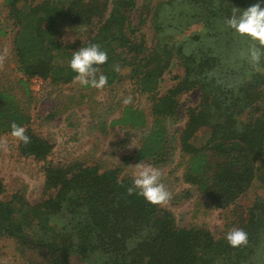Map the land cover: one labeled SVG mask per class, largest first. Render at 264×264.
<instances>
[{"label": "trees", "instance_id": "16d2710c", "mask_svg": "<svg viewBox=\"0 0 264 264\" xmlns=\"http://www.w3.org/2000/svg\"><path fill=\"white\" fill-rule=\"evenodd\" d=\"M144 1L146 10L138 14L137 0H4L0 36L9 29L13 34L28 101L33 78L60 87L74 82L67 67L71 51L83 42L100 43L109 55L102 67L109 77L105 88L128 80L150 103L149 112L124 105L111 122L137 129L153 119L123 164L161 167L180 150L181 177L189 185L182 194L195 189L216 209L247 201L248 242L234 248L206 226L177 225L161 204L128 194L131 175L120 165L102 170L80 160H49L55 145L36 132L25 100L10 88H0V135L10 134L11 121L26 128L30 142L17 139L19 154L43 162L45 183L44 197L32 204L21 191L7 198L0 175V238L14 240L30 264H264V50L254 67L242 54L253 41L223 24L233 7L256 0ZM149 21L151 44L144 30ZM83 27L86 33L68 43L66 34ZM174 64L181 73L164 90ZM191 92L199 101L184 106ZM183 115L177 146L168 125Z\"/></svg>", "mask_w": 264, "mask_h": 264}, {"label": "rangeland", "instance_id": "374dc122", "mask_svg": "<svg viewBox=\"0 0 264 264\" xmlns=\"http://www.w3.org/2000/svg\"><path fill=\"white\" fill-rule=\"evenodd\" d=\"M144 4V0H137L138 14L145 12ZM6 13L4 0H0V21L4 20ZM151 27L149 21L148 26L144 28L149 44L153 38ZM87 28L66 34L68 43L76 42L78 35H84ZM8 31L7 36H0V88H10L25 100V105L33 115L32 123L36 132L55 145L49 160L62 164L80 160L97 164L102 170L120 165L124 174L131 175L135 162L124 165L122 157L133 152L142 143L153 119L150 117L147 127L137 129L112 126L111 122L121 115L123 106L128 105L122 102L128 96L132 97L129 105L149 112L150 103L147 96L140 94L128 80L97 90L82 87L76 82L60 87L42 78H33L29 87L34 99L28 101L19 83L22 74L14 61L13 34L10 29ZM174 73H181L177 64H174L172 72L166 75L164 90L176 82L171 78ZM182 101L184 106H195L199 101L198 93L186 94ZM52 111L54 116L48 117ZM185 121L186 116L183 115L168 125L170 136L175 138L174 145L178 146V137ZM103 122L106 123L104 128ZM208 130L209 128L202 129L201 134ZM176 152L173 161L158 168L162 170L163 181L172 194L170 200L161 205L173 213L177 225H203L216 237L225 236V233L234 227L244 228L248 215L247 201L240 200L227 209H216L201 199L195 189H191L189 197L182 194L189 185L181 177L185 168L181 162L185 158L180 150ZM0 175L7 186V198L21 191L35 204L44 197L43 162L22 157L18 150V140L10 134L0 135ZM0 248V264H30L27 257L19 255L14 240L0 238Z\"/></svg>", "mask_w": 264, "mask_h": 264}, {"label": "clouds", "instance_id": "9594fccd", "mask_svg": "<svg viewBox=\"0 0 264 264\" xmlns=\"http://www.w3.org/2000/svg\"><path fill=\"white\" fill-rule=\"evenodd\" d=\"M223 24L234 36L247 37L253 41L242 54L250 64L258 67L264 50V0H256L247 7H233L224 17ZM108 60V51L100 43L83 42L81 47L71 51L67 67L74 73V82L82 87L101 90L108 84L109 77L102 71ZM114 67L115 71H120L118 65ZM122 102L130 104L132 97H126ZM9 127L12 137L24 144L30 142L24 126L11 121ZM163 175L162 170L152 164L143 161L135 163L131 172V185L127 188L128 194L141 196L153 205L167 203L172 194L163 181ZM225 239L229 246L239 247L248 242V233L243 228L234 227L225 233Z\"/></svg>", "mask_w": 264, "mask_h": 264}, {"label": "built area", "instance_id": "2783aa9c", "mask_svg": "<svg viewBox=\"0 0 264 264\" xmlns=\"http://www.w3.org/2000/svg\"><path fill=\"white\" fill-rule=\"evenodd\" d=\"M35 79V78H34Z\"/></svg>", "mask_w": 264, "mask_h": 264}]
</instances>
